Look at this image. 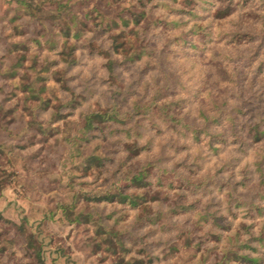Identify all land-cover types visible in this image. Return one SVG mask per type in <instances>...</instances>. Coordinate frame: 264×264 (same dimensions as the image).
<instances>
[{"label": "rangeland", "instance_id": "374dc122", "mask_svg": "<svg viewBox=\"0 0 264 264\" xmlns=\"http://www.w3.org/2000/svg\"><path fill=\"white\" fill-rule=\"evenodd\" d=\"M91 1L146 16L108 30ZM106 1L0 0V264H264L258 242L238 262L222 236L264 227V138L248 134L264 118V0ZM111 41L135 55L110 74L98 49ZM113 103L126 123L79 132ZM127 138L147 147L129 161ZM148 162L183 185L150 178L146 212L96 200Z\"/></svg>", "mask_w": 264, "mask_h": 264}, {"label": "trees", "instance_id": "16d2710c", "mask_svg": "<svg viewBox=\"0 0 264 264\" xmlns=\"http://www.w3.org/2000/svg\"><path fill=\"white\" fill-rule=\"evenodd\" d=\"M81 1V0H80ZM185 5L189 2L188 0H181ZM92 2V1H91ZM96 2V1H95ZM93 4V8L91 12H88V15H96L97 21L94 23L99 26H105L107 27L108 30H117L123 27H128L132 22L136 24H140L142 22V18L146 16V11L145 9H141L138 12L133 11V10H128V14H121L117 13L115 16H107L101 13L96 6ZM140 5L144 6L145 4L139 0ZM108 4V0L105 2ZM90 4V3H89ZM85 17V15H84ZM116 17V18H115ZM89 20L85 19H80V22L83 27H89L90 22H92V19L90 17L88 18ZM117 20L119 21L117 23ZM121 22V23H120ZM120 23V25H119ZM95 26V25H94ZM109 26V27H108ZM104 27V28H105ZM63 33L69 35L71 34L69 32L68 26L65 25V27L61 30ZM74 35V34H73ZM127 41H111V45L107 49H98L100 50L101 56L106 59V64L109 73L111 74L113 72L115 64L122 63L123 61H120L115 57V55H120L125 57L126 60H132L135 53H127L125 51V45ZM140 49L137 51L136 54H138L139 57L143 56L145 49H147L145 43H141ZM93 45L92 41H88L87 47H91ZM71 53H74V47H69V52L66 54V56H70ZM63 54V53H62ZM148 54V53H147ZM122 57V58H123ZM66 64L70 65L71 62H75V59H65L64 60ZM57 63V61H56ZM132 117L131 112H121L119 105L116 103H113L107 108L103 109H98V110H93L85 113L82 117V123L81 127L79 128V132L83 135H85L87 132L91 131H101L105 127L111 126L110 123L114 122H119L121 121L122 123H126V120L130 119ZM171 120L175 122L176 118L174 119L172 116ZM185 130L189 131L192 134H195V136H198L201 131L200 128L197 127L196 125H190L188 122L184 123ZM111 133L114 131V129L110 130ZM126 131H129L127 129ZM127 134V132H126ZM248 134H250L251 138L255 142L262 141L264 138V118L254 122L253 124L249 125L248 129ZM106 136V135H105ZM107 138V137H106ZM118 143L122 144L123 147V152L126 155V161H129L130 157H137L140 155V152L147 148L143 147L141 145H138L136 141L131 140L130 138H127L126 141H118ZM76 144V142H72L71 146ZM154 164L153 163H146L144 165H141L140 167H137L135 169H130L127 171L126 175L122 178L124 181H126V184L123 187H117L118 191L117 193H103V195L99 196L96 198L97 201H105V202H118V203H123L126 205H129L132 208H138L143 212H146L148 209V203L154 202L159 199V197H153L149 195L150 188L146 189L148 185L150 186V178H154L157 180L159 184L158 190H165V187L173 186L174 182L176 185L181 186L183 185L184 181L178 176H167L164 175L163 173L165 172H170L174 174V171L171 170H160V174L157 175V173L154 172L153 170ZM264 181H262L263 183ZM259 185V183H258ZM143 188L142 192H139L140 189ZM132 190V191H128ZM157 192V194L159 193ZM264 191L260 192L262 198L264 199ZM167 194V191H166ZM229 196V195H228ZM252 204V203H251ZM255 209L257 210L258 214L260 216L263 215V209L264 207L261 205H256L255 204ZM202 216L207 217L209 216L208 213H204ZM263 222V221H262ZM255 225H247V224H242L241 229H244V233L248 234V237L242 238V233L240 231H236L232 234L228 233H222L223 235V240L224 244L228 245L229 243L231 245H235L236 248L229 253V255L234 257V261L238 262H252L257 260V257H251L248 255V253H243V250L245 249H252L255 250L256 248L250 247L251 242H258L260 247L264 248V227L263 226H258L257 230L254 231V233L251 231V228H253ZM218 238H222L219 237ZM228 255V256H229Z\"/></svg>", "mask_w": 264, "mask_h": 264}]
</instances>
